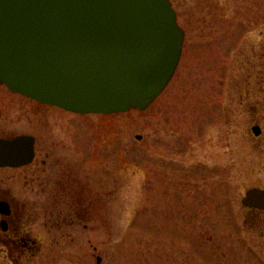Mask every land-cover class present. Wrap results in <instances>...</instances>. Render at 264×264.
I'll return each mask as SVG.
<instances>
[{"label": "rangeland", "instance_id": "1", "mask_svg": "<svg viewBox=\"0 0 264 264\" xmlns=\"http://www.w3.org/2000/svg\"><path fill=\"white\" fill-rule=\"evenodd\" d=\"M171 2L183 52L145 110L77 114L0 81V135H39L86 174L101 166L105 193L80 227L40 221L23 241L35 248L0 264H264V211L242 204L264 188V0Z\"/></svg>", "mask_w": 264, "mask_h": 264}, {"label": "water", "instance_id": "2", "mask_svg": "<svg viewBox=\"0 0 264 264\" xmlns=\"http://www.w3.org/2000/svg\"><path fill=\"white\" fill-rule=\"evenodd\" d=\"M185 35L171 0H0V81L74 113L145 110L173 78ZM34 142L0 138V167L29 163ZM242 204L264 211V188Z\"/></svg>", "mask_w": 264, "mask_h": 264}, {"label": "flooded vegetation", "instance_id": "3", "mask_svg": "<svg viewBox=\"0 0 264 264\" xmlns=\"http://www.w3.org/2000/svg\"><path fill=\"white\" fill-rule=\"evenodd\" d=\"M28 99L42 106L59 108ZM22 135L34 137L32 160L22 166L0 167V253L3 254L23 253L35 248L23 241L29 237L37 238L34 232L40 221L53 223L52 230L61 234L66 226L80 227L90 215L88 207L102 202L105 195L99 174L101 166L86 174L75 162L81 158L80 163L83 157L76 156L74 164H70L73 158L67 157L68 163L61 165L58 154L41 148L39 135L23 133L0 135V138L12 140ZM161 212L166 215L165 209ZM83 226L87 227L86 224Z\"/></svg>", "mask_w": 264, "mask_h": 264}, {"label": "bare ground", "instance_id": "4", "mask_svg": "<svg viewBox=\"0 0 264 264\" xmlns=\"http://www.w3.org/2000/svg\"><path fill=\"white\" fill-rule=\"evenodd\" d=\"M22 96H24V95H22ZM25 97H27V96H25Z\"/></svg>", "mask_w": 264, "mask_h": 264}]
</instances>
